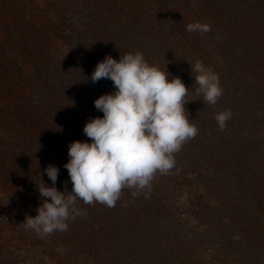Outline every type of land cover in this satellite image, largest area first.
I'll return each mask as SVG.
<instances>
[{
	"label": "rangeland",
	"instance_id": "obj_1",
	"mask_svg": "<svg viewBox=\"0 0 264 264\" xmlns=\"http://www.w3.org/2000/svg\"><path fill=\"white\" fill-rule=\"evenodd\" d=\"M173 11L182 25L172 22ZM197 21L211 31L187 32ZM137 51L189 88L185 108L198 135L175 154L170 176L157 174L148 198L124 189L112 208L77 201L86 216L67 231L26 229L42 198L26 193L30 182L18 171L32 164L42 176L43 153L58 145L64 156L71 142H91L83 127L103 116L94 101L115 92L110 79L91 82L95 66ZM197 60L219 77L223 96L214 106L196 94ZM224 110L232 118L221 131L214 114ZM213 150L228 174L264 172V0H0V264H58L50 253L60 246L68 251L63 264L78 255L93 261V247L136 253L138 264H264L257 233L226 242L224 224L232 228L240 216L222 211L220 181L214 192L202 191L203 180L216 179L211 165L222 167L211 162ZM63 181L71 192L69 176ZM56 189L63 192L64 183Z\"/></svg>",
	"mask_w": 264,
	"mask_h": 264
},
{
	"label": "clouds",
	"instance_id": "obj_2",
	"mask_svg": "<svg viewBox=\"0 0 264 264\" xmlns=\"http://www.w3.org/2000/svg\"><path fill=\"white\" fill-rule=\"evenodd\" d=\"M186 31L203 34L211 31V26L197 21L187 24ZM191 72L196 73L197 96L216 105L223 96L218 75L199 60ZM170 75L165 66L161 70L150 65L140 51L120 55L118 61L106 56L97 63L91 82L110 79L115 92L94 101L103 116L91 118L83 127L91 142L73 141L68 147L69 160L64 167L71 192L67 182L63 192L56 189L57 167L50 164L43 170L53 186H46L43 180L37 185L42 203L35 216H26V229L42 235L67 231L68 222L86 216L77 201L112 208L124 189L133 190V197L141 193L150 196L157 174H170L175 154L199 133L185 108L189 88L179 77L169 79ZM231 118V110L214 114L221 131Z\"/></svg>",
	"mask_w": 264,
	"mask_h": 264
},
{
	"label": "trees",
	"instance_id": "obj_3",
	"mask_svg": "<svg viewBox=\"0 0 264 264\" xmlns=\"http://www.w3.org/2000/svg\"><path fill=\"white\" fill-rule=\"evenodd\" d=\"M174 14H175V11L172 12L171 16L173 17ZM181 21L182 20H180L179 17L175 14L172 22L180 23L182 25L183 22L181 23ZM184 36H186L187 38L188 33H184ZM197 43L198 41H195L193 46L194 45L196 46ZM55 150L56 152L55 153L53 152L54 154L53 153H43L42 157L43 159H45V164H47L46 167L51 164V165H55L59 169L58 177L61 176L59 178H62L60 181L64 183V188H65V182H67L66 185H68V181H63V180L66 177H68V171L64 167V165L69 160L68 151L65 152L63 156V153L61 152V147L56 145ZM210 150H211V147L209 151ZM210 156L212 158L211 159L212 163L215 161L218 162L220 160L219 154L214 150L212 151ZM49 161L50 163L48 164ZM219 162L221 163V165L223 164L222 160ZM212 163H210V165ZM211 166H212V169L210 170L212 172H215L216 170H218L216 179L213 178V181L203 180L204 186L202 188V191L209 194L211 191L214 192L217 187V190H218L217 193H220L218 196L220 198H223L222 202L220 203V204H224L222 207V211L226 210V212L227 211L234 212L235 215L239 214L240 216L236 220V224L234 223L232 228L229 227V225L224 224V228L226 229L225 234H224V237L227 240L226 242L231 243L232 239L230 238V236L236 235V233L240 235L242 241H246V239H251L253 233H257L259 235L255 238L254 240L255 242H258V239L264 240V172H258V169H257V171L255 170L253 171V173L251 172L246 173L247 169L244 168V169H237L236 174L234 175V174H228V171L224 169L225 166L223 165L221 168H219V166L216 168L217 166L216 164H213ZM34 171L35 170L32 164L30 167L26 165L24 169L22 170L20 169L18 171L19 177H22L21 178L22 183L24 179H27V181L30 182L29 184H27L26 193L30 194L31 196H33L36 192H38L37 185L38 183H40L39 181L42 179L45 185L49 184L50 187L53 186L52 182L50 181L46 173L41 176L39 175V173L38 174L36 173L35 175ZM205 174L210 175L211 173L205 172V169H204L203 175ZM37 176H41L40 180H37ZM173 178L174 180L176 179V177L174 176ZM222 178H224V180ZM225 180H228V184L223 185L224 184L223 182ZM60 181H57V183L58 182L60 183ZM217 181H220V183L218 182L217 184H215L216 185L215 187L213 184L216 183ZM57 185L55 186L56 188H57ZM160 188L159 189L157 188V192H159ZM151 193L152 191L150 192V194ZM162 196L163 195L159 193V196H157L158 202L163 200L164 197ZM98 207L104 208L106 206L101 204V206H98ZM76 248L77 250H79L80 246ZM73 250L76 251V249H73ZM92 250L91 252L94 257L93 261L90 260L87 256L85 258L83 257L82 259H80L79 258L80 255H78L75 258H73V261L70 264H138V262L136 261L138 255H135L136 253H132V252L131 253L127 252L124 254L118 253L121 250L120 249L118 252L116 251L115 253H112V255H110V253L107 254V253H104V251L101 252L99 250H96V247H93ZM75 251L73 252L75 253ZM66 252L68 253L67 248L66 247L61 248L60 246V247H54V250L51 251L50 254L52 258H57V257L60 258V261H57L58 264H63V261L61 262V259L63 257V254ZM130 254H134V255H130ZM149 254H150L149 252H146V254L144 255L147 257L149 256ZM102 256H105L106 260L102 261L98 259V257H102ZM140 263L143 264L144 260L140 261Z\"/></svg>",
	"mask_w": 264,
	"mask_h": 264
}]
</instances>
